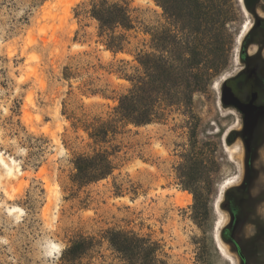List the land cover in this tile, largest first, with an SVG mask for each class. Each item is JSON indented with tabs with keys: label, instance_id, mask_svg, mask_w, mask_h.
<instances>
[{
	"label": "rangeland",
	"instance_id": "rangeland-1",
	"mask_svg": "<svg viewBox=\"0 0 264 264\" xmlns=\"http://www.w3.org/2000/svg\"><path fill=\"white\" fill-rule=\"evenodd\" d=\"M84 1L68 10L73 0H0V157L7 165L0 162V264H60L63 249L77 236L101 241L96 263L100 255L117 262L101 238L109 229L150 236L169 264H241L237 248L246 264H264V122L254 142L257 176L251 194L258 201L234 233V244L221 237L231 221L221 206L222 192L241 185L246 165L242 115L222 104L221 90L245 67L240 50L256 14H245L239 3L242 23L251 28L239 42L237 37L228 70L195 94L188 111L175 112L167 122L131 126L123 138L128 153L122 168L71 196L65 188L74 155L91 147L63 114L68 91L74 93L70 109L78 111L84 103L89 112L105 115L130 88L126 79L108 72L111 64L125 59L135 66L134 55L150 49L149 33L163 22L155 0H131L135 29L128 33L127 51L115 56L97 42L96 21L76 17ZM256 7L264 17V0ZM257 49L248 46L246 54ZM84 53L83 63L95 69L73 80L71 89L60 80L62 68ZM89 77L107 97L80 93L78 86ZM232 131L236 140L228 144ZM193 157L197 170L189 179L185 166ZM115 180H131L139 194L115 195ZM194 191L200 198L196 207Z\"/></svg>",
	"mask_w": 264,
	"mask_h": 264
},
{
	"label": "trees",
	"instance_id": "trees-1",
	"mask_svg": "<svg viewBox=\"0 0 264 264\" xmlns=\"http://www.w3.org/2000/svg\"><path fill=\"white\" fill-rule=\"evenodd\" d=\"M155 1L162 9L163 22L149 33L150 49L134 55L135 66L122 59L109 68L110 74L116 73L130 83V88L116 98L117 104L105 115L89 112L84 103L74 111L68 101L74 96L72 90L68 91L69 99L63 102V114L73 128L87 135L91 147L89 152L74 155L70 186L65 188L71 196L76 195L77 190L108 179L122 168L128 153L123 138L131 132V126L167 122L175 112L188 111L195 94L204 91L231 65L237 37L238 42L242 39L239 38L243 25L240 0ZM134 12L131 0H86L75 9L81 21L87 18L96 21L97 42L115 56L127 51L128 33L135 29ZM252 32L253 29L242 41L240 58L243 61ZM83 55L87 54L70 57L62 68L60 80L68 82L71 89L72 81L82 79L93 67L90 62L83 63ZM241 73L226 82H238ZM262 77L264 80V74ZM238 83L232 88L239 94L246 84L244 80ZM78 89L86 97H107L102 89L94 86L90 77L82 81ZM236 135L234 131L227 135L228 144L235 142ZM256 152L255 145L246 151L244 180L237 187L227 188L221 202L223 210L231 217L221 231L222 239L228 244L235 243L234 233L247 222L250 208L258 201L251 194L257 176L253 162ZM185 168L187 177L194 179L196 158H190ZM113 187L117 196L125 192L139 194L131 180L121 183L115 180ZM194 198L196 207L200 201L196 191ZM101 238L108 242L117 262H107L100 255L102 261L96 263V255L100 254L96 249L101 241L77 236L63 249L60 264H169L161 244L150 236L109 229ZM236 253L241 264H246L242 250L237 248Z\"/></svg>",
	"mask_w": 264,
	"mask_h": 264
},
{
	"label": "flooded vegetation",
	"instance_id": "flooded-vegetation-1",
	"mask_svg": "<svg viewBox=\"0 0 264 264\" xmlns=\"http://www.w3.org/2000/svg\"><path fill=\"white\" fill-rule=\"evenodd\" d=\"M251 11L256 14V22L253 32L250 36V43L248 46L255 45L258 47V49L254 53L246 54V59L244 60L245 67L239 76V79L237 80L238 82L244 80V85L246 84V88H242L239 91V94H237L242 98H245V96L251 91V88L253 87L254 90L258 92L257 104L264 105V80L262 77L264 74V17L257 15L258 9L256 6L251 9ZM263 122L264 118L260 120L255 133L250 140L248 151H250L251 147L254 146L256 134Z\"/></svg>",
	"mask_w": 264,
	"mask_h": 264
},
{
	"label": "water",
	"instance_id": "water-1",
	"mask_svg": "<svg viewBox=\"0 0 264 264\" xmlns=\"http://www.w3.org/2000/svg\"><path fill=\"white\" fill-rule=\"evenodd\" d=\"M260 0H242L243 11L248 14V10L253 9ZM243 26V25H242ZM258 92L251 88V91L242 98L231 85L226 82L221 90V102L226 107H233L242 115L243 130L242 137L246 151L253 137L255 130L261 119L264 118V105L257 104ZM225 190L222 192L224 197ZM221 194V193H220Z\"/></svg>",
	"mask_w": 264,
	"mask_h": 264
},
{
	"label": "bare ground",
	"instance_id": "bare-ground-1",
	"mask_svg": "<svg viewBox=\"0 0 264 264\" xmlns=\"http://www.w3.org/2000/svg\"><path fill=\"white\" fill-rule=\"evenodd\" d=\"M77 1H79V0H73V2L69 5V7H68V10L70 9V7L72 6V5H74ZM242 2V0H240V3ZM49 5H47V7H48ZM248 28H249V24L248 25H246V27H245V25H243V27H242V30H241V33H240V36H239V38L241 39L243 36H244V34H246L245 33V31L246 30H248ZM1 154V153H0ZM1 156V155H0ZM0 162H1V164L2 165H4V166H7L6 165V163H5V161L0 157ZM227 179H229V178H227ZM227 181V180H226ZM224 182V181H223ZM48 186H49V184H48ZM215 205V204H214ZM219 229V228H218ZM218 242H219V245H220V249H222L223 251H226L225 250V248H224V245L222 244V242L218 239ZM56 247H57V245H55ZM58 248V247H57ZM59 249V254H60V248H58ZM225 253V252H224Z\"/></svg>",
	"mask_w": 264,
	"mask_h": 264
}]
</instances>
